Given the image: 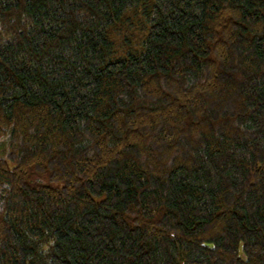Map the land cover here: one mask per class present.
Returning a JSON list of instances; mask_svg holds the SVG:
<instances>
[{
	"label": "trees",
	"instance_id": "trees-1",
	"mask_svg": "<svg viewBox=\"0 0 264 264\" xmlns=\"http://www.w3.org/2000/svg\"><path fill=\"white\" fill-rule=\"evenodd\" d=\"M6 136L0 264H264V0H0Z\"/></svg>",
	"mask_w": 264,
	"mask_h": 264
},
{
	"label": "rangeland",
	"instance_id": "rangeland-1",
	"mask_svg": "<svg viewBox=\"0 0 264 264\" xmlns=\"http://www.w3.org/2000/svg\"><path fill=\"white\" fill-rule=\"evenodd\" d=\"M141 15L138 13V16L134 20H128V24H122L118 30H116L117 38L116 45L119 54H124L128 50H137L141 45V41L144 37V31L140 30L142 27L137 21L140 19ZM135 23L136 25H134ZM9 153V138L3 137L0 139V160L8 156Z\"/></svg>",
	"mask_w": 264,
	"mask_h": 264
}]
</instances>
